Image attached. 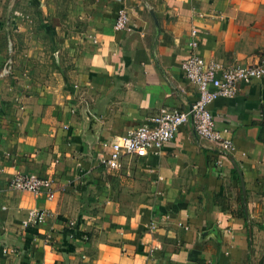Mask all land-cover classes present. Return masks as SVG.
Masks as SVG:
<instances>
[{
	"label": "crops",
	"instance_id": "crops-1",
	"mask_svg": "<svg viewBox=\"0 0 264 264\" xmlns=\"http://www.w3.org/2000/svg\"><path fill=\"white\" fill-rule=\"evenodd\" d=\"M113 6L69 38L65 68L0 76V264H249L264 231V76L211 105L231 151L186 124L121 169L103 159L105 143L197 100L181 68L190 53L224 65L264 59V0ZM122 7L130 22L117 30ZM18 173L53 177L56 197L11 188ZM34 207L50 216L25 227Z\"/></svg>",
	"mask_w": 264,
	"mask_h": 264
},
{
	"label": "built area",
	"instance_id": "built-area-1",
	"mask_svg": "<svg viewBox=\"0 0 264 264\" xmlns=\"http://www.w3.org/2000/svg\"><path fill=\"white\" fill-rule=\"evenodd\" d=\"M130 22V13L122 7L117 14L115 28L124 30ZM197 37V30H193ZM198 40L191 46L195 49ZM181 68L188 80L198 91L197 100L188 110L161 109L160 113L151 118L150 123L139 125L110 143H105L110 152L103 159L105 167L121 169L122 160L126 156L147 157L150 153L159 152L168 142L173 140L180 127L192 124L195 132L202 138L214 141L223 151L234 148L232 139L226 131L218 129L211 105L219 98H231L240 83H250L264 76V59L249 65H224L201 54L192 52L186 57ZM13 70L12 59L7 60L0 76H8ZM10 187L35 195H45L53 200L59 190L53 177H45L36 173H18L10 181ZM50 216L47 209L31 208L23 224L25 227L45 223Z\"/></svg>",
	"mask_w": 264,
	"mask_h": 264
},
{
	"label": "rangeland",
	"instance_id": "rangeland-1",
	"mask_svg": "<svg viewBox=\"0 0 264 264\" xmlns=\"http://www.w3.org/2000/svg\"><path fill=\"white\" fill-rule=\"evenodd\" d=\"M114 2L0 0V72L9 59L13 70L8 76H17L23 66L38 68L47 76L65 68L72 61L67 52L69 38L78 37L75 32L84 27L86 19L111 16ZM249 264H264V231L253 237Z\"/></svg>",
	"mask_w": 264,
	"mask_h": 264
},
{
	"label": "trees",
	"instance_id": "trees-1",
	"mask_svg": "<svg viewBox=\"0 0 264 264\" xmlns=\"http://www.w3.org/2000/svg\"><path fill=\"white\" fill-rule=\"evenodd\" d=\"M263 116H264V106H263ZM262 130L264 131V120L262 121Z\"/></svg>",
	"mask_w": 264,
	"mask_h": 264
}]
</instances>
